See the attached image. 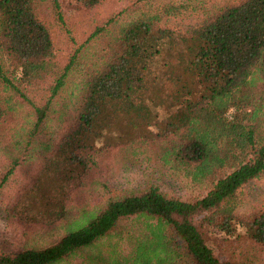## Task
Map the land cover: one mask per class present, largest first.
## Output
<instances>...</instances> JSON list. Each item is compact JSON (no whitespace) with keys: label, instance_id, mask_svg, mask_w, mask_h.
<instances>
[{"label":"trees","instance_id":"trees-1","mask_svg":"<svg viewBox=\"0 0 264 264\" xmlns=\"http://www.w3.org/2000/svg\"><path fill=\"white\" fill-rule=\"evenodd\" d=\"M102 1L0 0V187L17 166L37 165L6 219L53 233L0 252V264H68L102 240L109 248L85 252L84 264H264L245 247L264 251V206L237 213L239 191L264 175V0L225 4L183 27L166 19L191 0H131L57 71L40 7L52 4L64 26L62 2ZM145 150L205 192L183 200L149 185L83 198L98 159ZM124 219L139 225L124 230Z\"/></svg>","mask_w":264,"mask_h":264},{"label":"rangeland","instance_id":"rangeland-1","mask_svg":"<svg viewBox=\"0 0 264 264\" xmlns=\"http://www.w3.org/2000/svg\"><path fill=\"white\" fill-rule=\"evenodd\" d=\"M238 0H191L190 7L184 10L177 16H168L166 24L171 26L183 27L188 22H193L208 12L210 9L216 10L218 7L225 4L235 3ZM167 2L166 0L148 1L151 6H160ZM131 4V0H103L100 4L92 8H83L74 5L72 2H62V12L65 25L57 19L56 11L51 7L48 2L44 3L40 8L41 15L46 24H48L54 41V56L53 63L57 71L65 64L67 56L73 49L85 41L86 38L97 27L103 26L107 20L118 15L126 5ZM74 5V6H73ZM124 14H119L117 19L121 21ZM165 20V19H164ZM74 41V42H73ZM76 44V45H75ZM4 64V58L0 56V63ZM20 75V74H18ZM48 77L43 83V87L37 92H31L30 96L34 103L40 102L43 95L47 91L45 87L51 84V79ZM28 109V105L18 107V112L22 109ZM231 110L227 115H231ZM3 158H0V179L5 170L1 167L3 165ZM33 163V162H32ZM25 164L17 166L14 173L0 187V252L13 251L18 248L30 245V239L33 236L38 238V244L44 243V239L50 241L53 239V233L43 234L45 227L42 225H25L13 218L6 219L5 208L11 204L15 199V194L18 190V185L23 179L37 167L36 164ZM92 184L87 185L89 193H84L83 198L88 199L89 203H97L101 200L104 192H115L118 190H135L142 189L149 185L157 186L163 193L171 196L180 197L183 200H194L200 197L204 192V187L199 183L192 182L188 177L180 174L173 175L168 170L167 166L159 163L155 156L150 151H143L139 154H128L125 157L115 158L113 154L105 156L104 159H98L95 168L91 175ZM96 180H102L97 184ZM93 191V192H92ZM264 206V175L252 180L243 186L239 191V206L237 208L238 214L248 213L249 211L256 210V208ZM131 219H124L120 223L125 225L128 223L124 230L133 229L138 226H133L130 223ZM124 228V227H123ZM46 237V238H45ZM209 241V240H208ZM212 242V240H210ZM113 243V241H111ZM114 244V243H113ZM245 244L246 250L250 251L251 255L264 256V251L259 247H249ZM108 242H102L95 249H87L82 255L75 258H70L68 264H84L85 252L94 253L99 250L105 252L108 249ZM215 252H221L220 248L214 247ZM248 252V254L250 255ZM226 254V253H224Z\"/></svg>","mask_w":264,"mask_h":264}]
</instances>
